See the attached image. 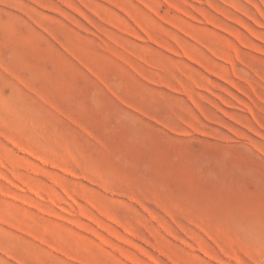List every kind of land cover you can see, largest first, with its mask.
Masks as SVG:
<instances>
[{
  "label": "rangeland",
  "instance_id": "obj_1",
  "mask_svg": "<svg viewBox=\"0 0 264 264\" xmlns=\"http://www.w3.org/2000/svg\"><path fill=\"white\" fill-rule=\"evenodd\" d=\"M0 264H264V0H0Z\"/></svg>",
  "mask_w": 264,
  "mask_h": 264
}]
</instances>
